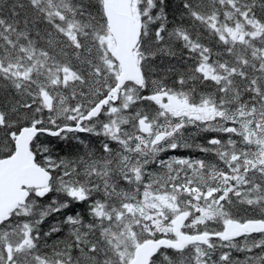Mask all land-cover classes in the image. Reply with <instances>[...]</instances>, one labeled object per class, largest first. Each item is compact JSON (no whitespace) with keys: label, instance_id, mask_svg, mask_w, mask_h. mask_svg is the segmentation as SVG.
Returning a JSON list of instances; mask_svg holds the SVG:
<instances>
[{"label":"snow or ice","instance_id":"6c2138e0","mask_svg":"<svg viewBox=\"0 0 264 264\" xmlns=\"http://www.w3.org/2000/svg\"><path fill=\"white\" fill-rule=\"evenodd\" d=\"M0 264H264V0H0Z\"/></svg>","mask_w":264,"mask_h":264}]
</instances>
